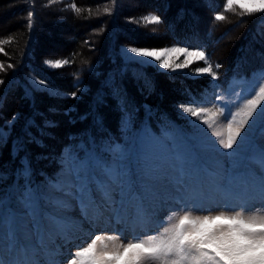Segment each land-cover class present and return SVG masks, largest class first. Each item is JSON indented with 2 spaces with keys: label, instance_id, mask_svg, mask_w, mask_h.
I'll return each instance as SVG.
<instances>
[{
  "label": "snow or ice",
  "instance_id": "1",
  "mask_svg": "<svg viewBox=\"0 0 264 264\" xmlns=\"http://www.w3.org/2000/svg\"><path fill=\"white\" fill-rule=\"evenodd\" d=\"M236 7L242 10L241 15L264 14V0H226L225 11L234 12ZM72 8L80 11L75 4ZM28 15L31 27L32 13ZM225 18L223 14L215 17L217 21ZM261 18L264 19V16ZM144 19L152 25L162 23L156 15ZM127 51L135 57L156 61L160 67L173 71L186 68L195 61H204L206 66L197 68L196 72L208 74L213 80L217 78L203 50L174 45L163 49L133 47ZM181 55L184 61L177 63ZM45 63L59 68L68 61ZM0 71H4L2 63ZM34 83L47 87V82L43 80L34 79ZM262 105L264 83L258 86V90H253L251 98L236 105L235 111L227 106H214L213 109L195 103L180 106L184 113L212 129L216 140L210 150L228 160L227 167H219L208 173L207 193L202 186L197 187L201 181L196 169L187 172L181 167L179 175L167 176L161 164L145 162L134 180L126 163L128 155L123 151L112 153L111 163L99 159H69L63 177H49L44 184L34 187L31 182V159L22 143L20 147L25 155L20 158V175L25 184L19 200L28 217V236L21 241L15 231H10L6 245L8 258L0 259V264H61L56 259L59 246L55 250L50 248L56 238H67L72 225L65 213L73 201L81 215L90 221L109 212L133 229L147 227L154 215L146 204L156 195L152 182L163 179H168L185 199L192 201L193 208H186L183 214L173 213L168 217L167 226L156 235H146L144 238L135 236L126 242H117L120 241L118 233L95 235L90 242L78 247L68 264H264V211L246 213L243 210H222L206 215H195L193 211L198 200L217 194L264 201V148L258 156L249 158L247 167L242 168L232 159L248 137L249 129L255 126L257 120L264 123ZM219 117L227 121L226 135L214 129ZM6 139L5 129H0V143Z\"/></svg>",
  "mask_w": 264,
  "mask_h": 264
},
{
  "label": "trees",
  "instance_id": "2",
  "mask_svg": "<svg viewBox=\"0 0 264 264\" xmlns=\"http://www.w3.org/2000/svg\"><path fill=\"white\" fill-rule=\"evenodd\" d=\"M34 1L0 0V7L12 11L19 19L11 24L10 31L5 32L13 40V49H19L20 58L15 73L20 76L32 74L51 86L64 88L59 83L58 74L44 66V58L40 55L43 54L41 50H48L45 33L60 27L61 34L72 38L70 42L66 41L67 50H72L67 56L70 63L67 85L70 87L68 93L76 95L60 100L63 103L58 107L54 99L44 94L30 99L26 94L29 89L25 86L24 92L19 91L17 85L7 88V96L12 93L10 99L2 98L0 104V129H5L7 135L5 142L0 143V175L8 176L0 180V195L15 183L17 177V181H23L20 175V158L25 155L20 147L22 141L21 138H11L5 126L13 117L19 116L16 127L22 124L24 134L40 149L36 151L30 142L25 144L27 156L31 159V181L40 184L53 175L57 169L55 160L66 149L71 159L87 161L86 156L93 143L110 141L130 156L133 140L126 142L121 132L127 118L132 120L135 129L147 117L156 124L166 123L169 117L175 119L160 100L165 93L168 94L166 85L187 93L201 90L193 81L175 75H169L166 81L164 76L161 78L148 67L123 59L119 51L121 44L147 46L149 38H160L156 32V35L144 33L142 28H132L127 24L124 6L128 4L125 0H72L81 8L79 12L71 10L70 16L51 13L49 17L40 2L34 4ZM139 1H142L143 8L161 18L157 31H162L164 44L177 43L206 50L213 61L221 63L222 80L240 70L250 71L264 64V19L261 18L264 14L241 15L239 7L234 12L225 11L226 0ZM102 2L109 6L95 13L92 7ZM29 12L32 13L31 27ZM86 14H97L99 17L88 20ZM217 14L226 18L217 21ZM44 17L51 22H62L49 23ZM65 24L69 29L63 26ZM17 28L22 34H16ZM173 88L171 91L175 95ZM176 94L179 96V93ZM19 103L23 105L19 106ZM147 105L153 106L154 112L145 111ZM52 107L63 110L62 118L67 128L61 134L57 132L58 127L53 132L40 127L38 120L41 118L60 123L55 113H48ZM5 166L6 172L1 171Z\"/></svg>",
  "mask_w": 264,
  "mask_h": 264
},
{
  "label": "rangeland",
  "instance_id": "3",
  "mask_svg": "<svg viewBox=\"0 0 264 264\" xmlns=\"http://www.w3.org/2000/svg\"><path fill=\"white\" fill-rule=\"evenodd\" d=\"M40 2L41 7L45 9L47 14V17L51 16L49 14L57 13L59 15L63 16H70L72 14L71 10H74L72 8V5L74 4L72 0H35L33 3L36 4V2ZM128 4L127 6H124V12L126 13V21L127 24L132 28H142L144 33L153 34V35H159V37H152L148 39V45L147 46H132L131 44H121L120 46V54L123 57L125 61H131L133 63L148 67L150 71L153 73L159 74L162 76L161 78H164L166 81L169 80V75H175L180 76L181 79H186L193 81L195 83L196 87L201 88L203 90L207 87H212L211 92L204 93L201 90L198 91V93H187L186 91H181L180 88L166 85L168 88V94L165 93L164 97H161V103L165 104V108L168 110L169 114H171L178 122L180 128L184 131V133L187 135L189 140H182V142L188 146L191 147V145L195 146L198 154L200 155L203 162L209 164L210 166L214 167L215 169H218L219 167H227L228 166V160L226 157L218 155L214 150H210V146L213 144V142L216 140V137L212 135V129H208L207 125L203 124L201 121L197 120L194 117H191L189 114L184 113L181 109V105H187L190 103H195L197 105H201L208 108L216 107H224L221 106L218 103V99H221L222 101L227 103V107L230 108L232 111H235L236 105L242 104L246 98H251L253 94V90H258V86L261 83H264V77L260 76L256 80V83H251V92L249 95L241 96L240 91L242 90L241 85H234L228 92H223L218 94V87L216 84L220 80V73L222 69V65L218 61H213L209 56L206 50H203L201 48H195V47H189L182 44L177 43H169L164 44L163 42V33L160 31V33L157 31L158 27L157 25H152L148 23L147 20H145V17H148L150 15H156V13L146 10L142 7L143 4L142 1L139 0H125ZM141 2V3H140ZM32 3V4H33ZM102 3H96L95 6L92 7L95 9V13L97 11H101V8H107L109 5L108 3L103 4ZM103 4V5H101ZM34 7V6H33ZM36 7V5H35ZM85 7V6H83ZM81 9V8H80ZM91 9V7H90ZM83 10V8H82ZM103 10V9H102ZM71 13V14H70ZM103 13H107L103 11ZM29 16V15H28ZM44 17L46 21H50L49 18ZM85 17H88L87 19L90 20L94 17H99V15L95 14L91 16L90 14H86ZM15 20H19L17 16L12 11L6 10L2 6L0 7V49H3V51H0V63L4 65V71H0V81H3L2 84H0V104L1 99L6 98L10 99V96L8 95L7 88H9L10 85H17L19 87V91L24 92L23 88L24 86L29 89V93H26L30 99H35L38 94H44L47 98L54 99V104L58 105V107L62 106L63 102H60V100L69 99L72 97L71 93H68L69 88L68 87V80L67 77L69 76L68 73V66L69 62L67 64H63L61 67L56 68L53 66H50L45 63V61H68L70 51L67 50L68 46L66 45V41H71L68 39V36L66 38V35H63L59 32L61 31L60 27L55 28L54 30H48L44 38L47 40V48L48 50H41L43 54L42 59L44 61V66L49 68L51 71L56 72L59 76V83L63 84L64 88H57L55 86H51L49 83H47V87L40 86L36 83H34V79L36 81L42 80L37 76H34L32 74H28L25 76H20L16 74V65H18L20 55L18 54L19 49H13V40L10 38V36L6 35L5 32L10 31L12 28V23L15 22ZM60 21V22H59ZM59 21H50L49 23L55 24H61V20ZM92 21V20H91ZM94 21V20H93ZM159 25V24H158ZM64 27L67 26V29H69L68 25H63ZM159 30V29H158ZM63 31V30H62ZM16 34H22L20 29H15ZM156 32V34H154ZM162 36V37H161ZM69 45V44H68ZM180 46V47H187L189 50H203L208 57L209 62L213 65V70L216 72L217 78L213 80L212 76L208 74H200L196 72L197 68L205 67L206 64L204 61H195L194 63L190 64L188 67L183 69H176L175 71L171 69H165L159 66L158 62L152 61L146 58H140L135 57L134 54L127 51L130 48L136 47V48H147V49H163L165 47H171V46ZM12 48V49H11ZM82 52V50H80ZM184 61L183 55L179 57V59L176 61L177 63H181ZM8 65H12L13 67L9 68ZM219 65V68H216L215 66ZM28 76V77H27ZM44 81V80H43ZM169 84V83H168ZM70 86V85H69ZM68 88V89H67ZM173 88V91L176 93H179V96L175 93L173 95L171 89ZM203 88V89H202ZM166 92V91H165ZM21 94V93H20ZM30 95V96H29ZM188 99V101H186ZM156 100V98H155ZM157 101V100H156ZM22 102V101H20ZM23 105V103H19L20 105ZM148 106V105H147ZM264 106V105H262ZM146 107V106H145ZM63 108V107H62ZM150 109H154L153 106H148L145 111H148ZM70 111V110H69ZM48 113H55L57 121L60 123H55L49 120L45 119H39L40 127L43 128H49L50 131L53 132L55 130V127H58L59 129L57 132L59 134L63 133L67 125L65 124L64 119L62 118L63 110L60 111L58 108H49ZM227 115V112L225 113ZM14 116V115H13ZM17 118L12 121L11 124L6 122V128L8 129L9 135L11 138H21V141L23 144H26L27 142L34 144L23 132L22 124L19 127L17 126ZM134 125V124H133ZM135 126H131L129 123H126L122 127V131L124 133L125 140H137L138 145L136 148V156L139 158H135L133 160L134 165L137 170V176L140 170V166L147 163H159L162 165V169L164 173L167 174V176H177V167L176 163L174 161V157L172 155V150L170 146V142L165 138H153L146 131L142 132L141 136L136 138V132L134 128ZM18 132L17 134L15 133ZM54 128V129H53ZM214 129L216 131H220L226 135L227 132V121L224 120V117H219L218 122L216 125H214ZM253 140H257V142L264 146V123L257 120L255 126L251 129H249V135L248 137L242 142L241 146L237 149L236 155L232 158L236 162L239 161L243 155L246 153V151L250 148L251 142ZM187 142H191V144H187ZM26 146V145H25ZM36 151H40L39 148H37L35 145H33ZM98 151L97 156L95 158L90 159H99L106 161L108 163L112 162L113 156L112 153L114 152H120L119 150H116L113 146H107V144L98 143L93 145L91 147L90 152L93 150ZM218 147V145H217ZM12 148V146H11ZM111 149V152L109 151ZM70 152L68 149L63 150L60 155L57 156L55 160V164L57 165V169L55 170V177H63L65 170L67 168V164L69 161ZM43 158V157H42ZM46 160V159H45ZM7 168L6 166L1 171L6 172ZM7 174H1L0 180H5L7 178ZM1 182V181H0ZM153 185V191L155 192V198L150 199L146 201L147 206L149 207L150 211L154 212V215L152 216V222H156L161 220L162 218H167L173 215V213L183 214V212L186 210V208H193V202L190 200H185V198L182 196L181 191L176 188L174 184H172L168 179H163L161 181L152 182ZM205 188V193L209 191V185L203 186ZM22 188H16L15 190L10 193V195H7L9 198L4 197V200H2L3 205L8 202L9 207L12 211L15 213V217L18 221V226L22 230V234L24 237H22V240L24 241L28 236V217L24 214V208L22 207V204L19 200V195L22 192ZM235 191H238L235 190ZM236 196H224V195H213L211 197H206L203 199H200L196 202L198 208H194V214L195 215H206L209 212L216 213L222 210H228V211H241L239 208H236V205L233 201V198H236ZM1 199V197H0ZM178 200V202L176 201ZM252 201L251 206H254L255 204H263V203H254ZM253 204V205H252ZM5 206V205H4ZM3 208V213H1L0 208V231L2 234V237L5 239L4 244L7 245V232H4L6 228L9 226V222L7 218H3V214L5 213V207ZM171 207V210H168ZM209 208V209H206ZM68 211L65 213L66 217L71 218L73 220L72 227L68 230L67 237L73 233L75 235L76 240L72 242H66L64 241L62 243V246L59 247V254L56 256V259L61 262V264H68V261L72 258V255L75 253V251L78 250V247L84 246L87 242H90V239L93 238L95 235H111L118 233L120 236V241L117 242H126L130 239L129 233L132 230V227L130 225H126L119 221L114 215H112L109 212H105L102 216H100L98 219L88 220L85 219L84 216L81 215L79 207L76 206L75 202H71L68 205ZM168 211V212H167ZM246 213L251 212H257V211H264V207L261 206L257 209H248L243 210ZM170 212V213H169ZM4 222V224H2ZM165 227V226H163ZM163 227H160L154 235H156L159 231L162 230ZM5 254L7 255V249L4 248ZM43 258V257H42Z\"/></svg>",
  "mask_w": 264,
  "mask_h": 264
}]
</instances>
